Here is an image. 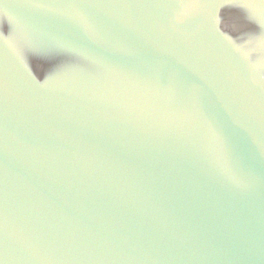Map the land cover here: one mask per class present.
I'll return each instance as SVG.
<instances>
[{
	"label": "water",
	"instance_id": "95a60500",
	"mask_svg": "<svg viewBox=\"0 0 264 264\" xmlns=\"http://www.w3.org/2000/svg\"><path fill=\"white\" fill-rule=\"evenodd\" d=\"M0 264H264V0H0Z\"/></svg>",
	"mask_w": 264,
	"mask_h": 264
}]
</instances>
